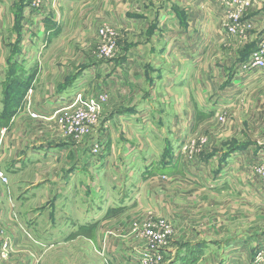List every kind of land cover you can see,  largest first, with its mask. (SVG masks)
<instances>
[{
  "label": "rangeland",
  "instance_id": "obj_1",
  "mask_svg": "<svg viewBox=\"0 0 264 264\" xmlns=\"http://www.w3.org/2000/svg\"><path fill=\"white\" fill-rule=\"evenodd\" d=\"M13 1L27 4L29 14L35 10L33 9L34 0H0V6H4L6 11L5 13L0 11L2 15L10 13ZM46 1L52 2L53 0ZM224 1L229 4L225 12L228 17L222 22L218 21L217 26L224 36L218 38L216 36L214 40L207 41L204 34H207L211 22L209 23V20H206L204 14H209V11L198 10V15L205 16L204 20H206L198 28L203 34H198L197 41H193L192 45L189 46L187 55H175L169 51L166 53L161 52L158 55L147 53L140 56L142 58L141 64L143 65L142 62H144L145 67L139 65L137 68L136 60L139 55L128 50V56L131 55L135 58L131 60L134 71L131 72L130 65L124 81L136 82L135 95L137 98L133 97L132 101L128 103L123 101L122 103L115 102L113 104L114 102L111 101L112 96L108 91L107 93L101 91V93L98 91L99 87L95 89V97L91 98L92 101L80 103V106L91 109L90 112L88 110L85 112L87 114L85 119L89 118L90 131L83 134L70 132L69 128L74 122V114H72L74 109L66 113L64 111L60 112V115L58 113V116H55L52 121L49 118L39 119L38 113L28 110L29 118L32 119L29 124H33V120H35L38 130H41L40 136L36 137L35 140L37 138L39 140L72 139L76 143L88 144L92 150L94 145L99 142L101 151L97 155L92 151L94 160L99 159L112 140L111 135L108 134L107 136L106 132L103 133L101 129L106 119L119 118L118 112L125 114L127 111V118L121 124L118 123L117 125L113 122L108 125V128L114 126L117 129H113L116 136L117 132L119 134L116 138L118 140H115L121 151L118 153V148H115V153H118L117 159H115L119 160V163L123 162L120 166L126 174L125 178H115V175H117L115 166L112 167L109 177L105 176L106 174L102 172L103 169L95 167L92 170L93 178H85L86 182L91 183L87 203L90 201L89 209H91L92 220L97 221L99 226L101 223L103 224L100 230L98 228L99 231L93 230L92 232L93 243L96 244L95 240L98 237L99 240H102V244L99 240L97 246H94L93 243L90 244L88 251L91 248L89 252L91 253V264H144L140 261L151 249H156L157 254L152 256V259L148 258L147 264H182L180 259L177 262L174 261L177 253L175 254L173 248H177L178 252V247L181 248V252L185 256L182 260L184 264H211L206 260L200 261L202 259L201 255L211 252L213 250L212 245L215 244L216 240H218L219 246L214 247V252L219 255L220 260L217 264H264V82L261 84L258 81L252 82L257 78L259 68L254 67L245 71L256 70L258 72L253 71L250 74V81H246L249 83L247 87L239 92H232L233 94L237 93L234 96L236 98L232 101L223 98L224 92H220V95L215 98V93L210 94L211 91L215 90L213 87L206 91L204 96L197 90V86L199 84L203 85L204 81L208 80L213 83L211 80L212 75H214L213 72L206 71L208 64L220 66V71H217L218 84L223 83L225 81V71L222 69L221 63L229 60V50L233 51L246 46L252 47L256 45V42L258 44V38L264 32V19L259 18V12L264 11V2H254L250 8L248 7V16L255 17L253 18L255 26H250L249 23H238L240 29L231 31L230 28L235 26L233 25L235 20L231 17L229 9L233 6L236 10L240 7L241 0ZM91 2L96 5L101 4V0H91ZM108 2L110 4L115 1L110 0ZM134 3L136 7L141 6L139 4L141 3L140 0H136ZM159 6H161V3ZM57 9H59L58 12H61L62 8L58 5ZM155 9L156 11L154 10L148 16L149 19H152H150L152 22L155 21L158 14L157 6ZM130 10L129 6L127 11L130 13ZM217 10L220 11L219 8ZM97 12H94L93 16H96ZM16 13L18 14V9ZM148 20L144 23L148 24L150 21ZM10 24L6 25L3 20L0 21V169L8 177L7 182L0 178V183L7 186L11 185L12 182L16 191L20 192L23 186L20 178L24 175L17 172L19 167L13 166L11 160L17 154L14 151H18L19 147L17 146L19 137L17 129L20 114L18 116L17 114L20 111V102L27 91V84L34 81L36 68L33 61L26 64L25 61L20 60V57L16 60V54L12 50L18 52L17 45L10 44L12 47L7 51V37L5 34ZM193 25L195 26L196 23ZM106 26L114 33V39L117 43V50L113 57L102 55L100 50L102 38L99 31ZM226 38L228 39L225 40ZM136 39V35L131 34V29L122 31L117 29L116 25L113 26L108 22H103L98 28L97 37L91 43L89 42L90 44L85 45L89 49L78 44L76 54L65 55L63 60H72L75 65L69 67V70L77 76L90 60L89 56L97 61L117 58L119 54H123L126 48H131L130 44ZM163 40L165 39L162 38L156 42L158 47L162 46L161 42ZM230 41L231 43H229ZM172 44L174 43L172 42ZM49 45L54 48L55 41ZM192 46L196 47L193 52H191ZM202 47L204 48L202 64H207L206 69L199 66ZM41 57H43V60L45 57L46 61H49L48 58L55 59V54L51 56L42 55ZM184 58L186 60L183 61ZM93 59L92 61H94ZM118 59L120 60V58ZM10 62L14 63L13 68ZM163 75L165 78L162 81L159 78ZM48 76L44 75V77ZM120 79L119 76L118 80ZM156 80L159 86L156 85ZM153 82L154 84H152ZM168 82L173 84H168ZM242 83L243 80L239 84L242 85ZM164 85H170V95L165 93L167 86ZM54 87L55 80L51 82L47 93L53 92ZM100 96L107 97L105 100H101L99 99ZM143 98L146 99L143 100ZM211 99H213V103ZM200 103L205 104V106ZM25 108L27 109L28 105ZM148 109L149 111L153 110V114H151L153 117L142 114L143 111L147 112ZM187 110L192 112L195 123L184 121L183 111L187 112ZM176 113L177 115L182 114V117L174 118ZM13 116L14 118L17 116V118L8 127ZM64 116L65 118L71 116V120L62 125L60 119ZM180 119H182L181 122ZM119 124L122 128L119 127ZM152 124L157 128L159 126L164 128V131L148 134L145 128ZM174 126H181V129L176 131ZM46 128L54 129L55 136L46 134L44 132ZM119 128L121 129L119 130ZM181 131L185 134L182 133L181 135ZM136 133H138V136ZM100 135L105 137L100 139ZM132 145H138L141 149L135 151V154H130ZM247 145H249L248 151H245L246 155H243L244 151L241 149ZM179 149L183 150L182 164L188 168L193 164L195 165L199 159L201 161L211 159L213 162L211 168L210 170L206 169L204 175L209 173L214 178H196V181L185 178L194 182H188V185H185L182 181L183 178L180 179V177H174L173 180L169 177L161 178L168 179L163 184V181L156 179L151 183L155 189L151 194V198L148 199L144 193L145 188L149 187V183L147 184L145 181L148 178L139 173L143 172L145 174L146 172V167L143 166L144 160L151 158L153 155L156 158L160 157L163 151L179 153ZM11 152L12 154H10ZM138 155L140 162L133 168L130 160L133 159L132 156L138 158ZM239 156H244L245 167L242 160H236ZM132 170L134 171V178H136V175L140 177L138 178L140 184L142 183L140 190L143 189L136 196L135 194L132 196L131 192L133 188H138L136 185L131 184L129 174ZM216 175L220 178H216ZM117 182L120 183L117 184ZM161 186L163 190L165 189V193L158 192V188ZM80 191H82V188ZM79 201L80 199H76V207L81 209L79 206L81 202ZM166 208L169 209V212L163 213ZM71 209L75 211L74 208ZM76 214H80V212L76 211ZM98 221H100V224ZM219 221L222 224L219 232L220 237H218L217 228L210 227L211 225L208 228L202 226V222L204 224H215ZM28 233L29 239H33L32 234ZM66 233L67 231L63 232L62 235ZM200 234L205 238H209V241H205L212 245L203 241V244L195 246V248H189L186 253L185 248H182L183 244L189 242V240H196L201 237ZM1 236L2 232L0 231ZM232 239L240 241L234 247L236 249L234 256L237 259L227 262L225 243L230 241L229 244H233L231 243ZM0 240L3 253L5 250L4 240L1 238ZM45 243L47 242L45 241ZM209 247L212 249L209 250ZM39 248L42 250V255H44V260L39 264H85V257H83L85 251L81 246H76L75 249L69 246L56 248L54 244H45ZM137 248H142L139 249L141 259L131 261L125 255L121 256L123 251L135 252ZM35 249L37 248L30 249L33 254H35ZM197 256L200 260L195 258ZM240 259H243L244 263H240L238 261Z\"/></svg>",
  "mask_w": 264,
  "mask_h": 264
},
{
  "label": "crops",
  "instance_id": "obj_2",
  "mask_svg": "<svg viewBox=\"0 0 264 264\" xmlns=\"http://www.w3.org/2000/svg\"><path fill=\"white\" fill-rule=\"evenodd\" d=\"M108 1L110 0H106L105 2L101 0V4L99 3L96 5L94 3L92 4L91 0H53L52 2L42 0L45 6L44 9H46L45 15L42 17L39 15L38 10H34L29 14L27 4H22V2L19 3V1H13L10 13L8 14L2 15V13L6 11L4 6H0V11H3L0 13V21L3 20L6 25L11 23L5 34L7 37V51L11 49V45H17L19 49L18 52L15 50L12 51L17 53L20 60L25 61L26 64L29 61H33L36 68V73L33 78L34 81L27 84V91L21 100L20 111L17 114V116L20 114L17 129L19 135L17 146L19 147L18 151L14 152L19 155L16 154L11 160L13 166L19 167L17 172L24 175L20 178V182L23 186L21 191L17 192L12 182L11 185L7 186L0 183V231L2 232L0 238L7 240L9 243L8 250L2 253L0 240V264H39L44 260V255H42V250L39 247L45 244H54L56 248L69 246L75 249L76 246H81L83 247V251H85L83 252V257H85L84 263L91 264V253H89L91 248L89 251L88 249L90 244L92 245L93 243L92 232L93 230L99 231L103 224H100V221H98L100 224L99 226L97 221L92 220L91 209H89L90 201L87 203L91 191V183L86 182L85 178H93L92 170L95 167H99L101 170L103 169L102 172L106 174V177H109L108 175L114 166L117 168V175H115V178H125L126 176L120 166L123 162L119 163V160H116L119 151H121V148L116 142V140H118L116 138H118L119 134L117 132L116 136V132H113V129H117L114 128V126L108 128V125L113 122L117 123V125L118 123L121 124L122 121L127 118V111L125 114H120V112H118L119 118L106 119L101 129L103 133L106 132L107 136L110 134L112 140L99 159L94 160L91 146L86 143H76L72 139L39 140L37 138L35 140L36 137L40 136L41 130H38L35 120H33V124H29L32 119L29 118L30 114H28V110L38 113L39 119L43 120V118H49V120L52 121L55 119V116H58V113L59 115L60 112L63 111L66 113L80 103L92 101L93 99L91 98L95 97L94 92L98 87L99 92L102 91L107 93L108 91L111 94V101L114 102L113 104H115V102L122 103L123 101L128 103L132 101L133 97H136V82L134 78L132 79L134 82L130 81L131 78L128 79L130 82L124 81L126 80L124 78L129 72L130 65L131 72L134 71L132 68L133 62L131 60L135 58L131 55L128 56V50L139 55V58L136 60L137 68L139 65L145 67L144 62H142L143 65L141 64L142 58L140 56L146 55L147 53L158 55L161 52L166 53L169 51L171 54L174 53L175 55H187L189 46L192 45L193 41H197L198 34H203L198 28L199 25L206 20H209V23L211 22L207 34H204V38L207 41L214 40L216 36L217 38L219 36H224L221 29L217 28L218 21L222 22V20L228 17L225 12L229 4L224 0H140L141 3L139 4H141V6L139 7L134 5L136 0H113L115 2L110 4ZM258 1L264 2V0H251L250 5L245 6L239 17V23H249L250 26H255V22L253 21L255 17L248 16L247 12L253 3ZM53 3H55V8H57L58 5L62 8L61 12H58V14L53 11ZM160 3L161 6H159ZM105 6L107 7L105 8ZM129 6L131 9L130 13L127 11ZM156 6L158 14L155 17V21L152 22V19L150 18V20L148 16L154 10L156 11ZM217 8H219L220 11H218ZM17 9L18 14L16 13ZM203 9L209 11V14H204L207 18L206 20H204L205 16H200L197 13L198 10L204 12ZM94 12H97L96 16H93ZM259 18L264 19V11L259 12ZM146 20L149 21L148 24L144 23ZM103 22H108L113 26L116 25V28L122 31L131 29V34L136 35V41L134 40L133 43L130 44L131 48H126L123 54H119L118 57L114 59H100L97 61L92 58L94 60L92 61L89 56L90 60L81 69V72L75 76L74 73L69 70V67H73L75 64L72 60H63L64 56L76 54L77 47L79 46L78 44L86 48L85 45L87 43L90 44L97 37L98 28ZM194 23H196L195 26L193 25ZM162 38L166 41L163 40V42H161L162 46L158 47L156 42ZM227 39L228 38L225 40ZM258 40V44L256 42V45L252 47L246 46L237 50L234 49L233 51L228 49L230 58L228 61L225 60L221 63L222 69L225 71V81L221 84H218L217 73V71H220V66L207 65L206 63L202 64L204 59L202 58L204 55L203 46L201 48L202 60L199 58V66L206 69L207 65L206 71H212L215 76L212 75L213 78H210L213 83L208 80L206 82L204 81L203 85L199 84L197 86V90L204 96L205 92L213 87L215 90L211 91L210 94L215 93V98L217 95H220V92H224L223 98H228L232 101L236 98L234 96L237 94H233L232 92H239L247 87L249 83L246 81H250V74L253 71H259V74H257V78L252 82L258 81L260 84L263 83L264 69L245 72L248 71V62L251 56L255 52H258L264 44V32L260 34ZM54 41L55 47L53 48L49 44ZM172 42L174 44H172ZM46 43L49 46H46ZM229 43H231V41ZM195 50L196 47L192 46L191 52ZM52 54H55V59L48 58L49 61H46L47 59L45 57L44 60L43 57H41L42 55L51 56ZM118 58H120V60ZM184 60H186V58H184L183 61ZM144 69L143 71L145 72ZM25 70L28 71L27 68H25ZM123 74L124 76H122ZM44 75L49 76L44 77ZM119 76L121 77L120 80H118ZM164 78L163 75L159 79L163 81ZM54 80L55 87L53 92L47 93L51 82ZM242 80L243 83L241 85L239 83H241ZM155 83L159 86L157 80ZM152 84H154V82ZM168 84L173 83L168 82ZM164 86H167V88H165V93L170 95V85ZM144 99L146 98H143V100ZM211 101L213 103V99H211ZM26 105H28L27 109L25 108ZM201 105L205 106V104ZM142 114L149 117L153 114V110L149 111L148 109L147 112L143 111ZM183 115L185 117V122H194L192 112H188V110L187 112L183 111ZM17 116H15V118H17ZM181 117L182 114L177 115L176 113L174 115V118ZM15 118L14 116L11 118L8 127L12 121L14 122ZM181 120L182 119H180V122ZM120 124L119 127H121ZM121 128H119V130ZM174 128L178 131V129H181V126H174ZM145 129L148 131V134L164 131V128L160 126L157 128L154 124L147 126ZM44 132L49 136H55L54 129L50 130L46 128ZM182 133L185 134V132L181 131V135ZM136 135L138 136V133H136ZM99 137L102 139L105 136L102 137L100 135ZM248 146L249 145L241 149L244 151L243 155H246L245 151H248ZM115 148H118V153H115ZM140 149V146L132 145L130 154H135V151L137 152ZM12 152L10 154H12ZM163 152H161L160 157L156 158L153 155L151 158L145 159L143 166L146 167V172L145 174L139 172L143 177L148 178L145 181L147 184L149 183V187L145 188L144 191L148 199L151 198V194L155 189L151 183L156 181V179H158V181H163V184L167 182L168 179L161 178L169 177L173 180L174 177H180V179L183 178L182 181H184V184L188 185V182L192 181L185 178H190L193 181H196V178H214L211 177L209 173L204 175L206 169L210 170L211 168L213 163L211 159H203L202 161L199 159L200 161L197 160V163L195 162L196 164H193L194 166L192 165L188 168L182 164L183 150H180L179 153H170V151ZM132 158L130 164L131 167L134 168V166L139 164L140 158L139 155L138 158L136 156H132ZM236 160H242L243 166L245 167L246 162L244 161V156H239ZM129 175L131 176V184L138 187L135 189L133 188L131 191L132 196L133 194L136 196V194L143 191V189L140 190L142 183L140 184V180L138 179L140 177L138 175L134 178L133 170ZM216 178L220 177L216 175ZM119 183L120 182H117V184ZM81 188L82 191H80ZM158 192L165 193V189L163 190L161 186L158 188ZM76 199H80L79 202L81 203H79V206L81 209L76 207ZM67 208L69 209L67 210ZM70 208H74L75 211H73V209L70 210ZM76 211H79L80 214H76ZM168 212L169 209L166 208L163 213ZM219 223L204 224L202 222V226L208 228L209 225H211L210 227L217 228L218 237H220L219 232L222 224ZM65 231H67V233L62 235ZM28 232L32 234L35 240L32 238V240L29 239ZM98 240L97 237L95 240L96 244L93 243L94 246H97V244L99 245ZM205 240L209 241L210 239L201 235V237L196 240H189V242L183 244L182 248L184 247L187 253L189 248H195V246L203 244ZM45 241L47 243H45ZM99 241L100 244H102V240ZM217 241L218 240H216L213 245L207 242V244L213 246V250L209 247L211 252L205 253L203 256L201 255V260L199 256L195 258L200 261L206 260L211 264H217L218 261H220L219 255L214 252V247L217 248L219 246V242ZM229 242L230 241H227L225 243L227 262L232 259H237L234 256L236 250L234 247H236L235 244L240 241L232 239L231 243L233 244H229ZM28 247L32 250L33 247L37 248L35 249V254H33ZM139 249L137 248L135 252L130 250L123 251L121 256L125 255V257L130 258L131 261L139 260L141 257ZM176 249L177 248H173L175 254L177 253L174 261L177 262L180 259L181 263L184 264L182 260L185 256H183L181 248L178 247V252ZM170 251H172V249H170ZM185 255L188 258L187 254ZM238 261L244 263L243 259Z\"/></svg>",
  "mask_w": 264,
  "mask_h": 264
},
{
  "label": "built area",
  "instance_id": "obj_3",
  "mask_svg": "<svg viewBox=\"0 0 264 264\" xmlns=\"http://www.w3.org/2000/svg\"><path fill=\"white\" fill-rule=\"evenodd\" d=\"M240 1V0H239ZM238 1V2H239ZM241 5L240 7H238L235 10V7L231 6V8L229 9V13H231V17L234 18L235 20V26L231 27L230 30L231 31H235L236 29H240V25H238L239 23V14L243 11V9L245 8V6L250 5L251 0H241ZM53 11L54 13L58 14V9L55 8V3H53ZM33 9L38 10L39 15H41V17L43 15H45V9H44V5L42 0H34L33 2ZM47 14V12H46ZM236 24H237V28H236ZM100 33V37L102 38V42L100 45V50H101V54L106 56V57H113L116 50H117V43L114 39V33L109 29V27H102L99 31ZM249 67L247 69H251L254 67H257L259 69H264V44L262 45L261 49L258 52H255L249 62ZM104 96V95H103ZM107 96L102 97L100 96L101 100H105ZM81 104H78L77 106H74L73 109L74 111L72 112V114H74L73 119L74 122L72 123L71 127L69 128L70 132H79V133H86L88 131H90V124H89V118L85 119V116L87 115L85 112L88 110V112L91 111V109L85 108L83 106H80ZM71 114V115H72ZM71 116L69 118H65V116L63 118L60 119V123L62 122L64 125L65 123L69 122L71 119ZM93 153L94 154H99V152L101 151V147H100V143L97 142L94 147H93ZM0 178L4 181L7 182L8 181V177L7 175L4 173L3 170L0 169ZM4 247L6 251L8 249V241L4 240ZM151 251V252H150ZM157 254V250L155 249H151L149 250V252L147 254L144 255V257L142 258V260L140 262H143L144 264L148 263V258L152 259V256H155ZM140 258V259H141Z\"/></svg>",
  "mask_w": 264,
  "mask_h": 264
},
{
  "label": "trees",
  "instance_id": "obj_4",
  "mask_svg": "<svg viewBox=\"0 0 264 264\" xmlns=\"http://www.w3.org/2000/svg\"><path fill=\"white\" fill-rule=\"evenodd\" d=\"M18 47H19V46H18ZM14 53H15V52H14ZM15 54H16V60H17L19 56H18L17 53H15ZM10 64H11V67L13 68V64H14V63L10 62ZM18 66H19V65H18ZM12 68H11V70H12ZM26 88H27V87H26ZM22 98H23V97H22ZM21 100H22V99H21ZM20 103H21V102H20Z\"/></svg>",
  "mask_w": 264,
  "mask_h": 264
}]
</instances>
